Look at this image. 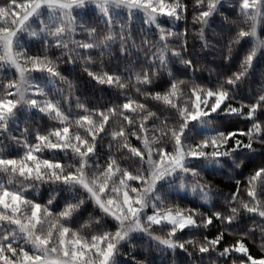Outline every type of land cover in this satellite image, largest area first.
<instances>
[{
	"label": "snow or ice",
	"instance_id": "1",
	"mask_svg": "<svg viewBox=\"0 0 264 264\" xmlns=\"http://www.w3.org/2000/svg\"><path fill=\"white\" fill-rule=\"evenodd\" d=\"M0 264H264V0H0Z\"/></svg>",
	"mask_w": 264,
	"mask_h": 264
},
{
	"label": "trees",
	"instance_id": "2",
	"mask_svg": "<svg viewBox=\"0 0 264 264\" xmlns=\"http://www.w3.org/2000/svg\"><path fill=\"white\" fill-rule=\"evenodd\" d=\"M253 250H254V251H256V252H258V251H259V249H258V248H254Z\"/></svg>",
	"mask_w": 264,
	"mask_h": 264
}]
</instances>
